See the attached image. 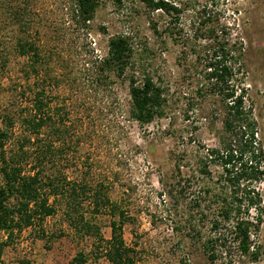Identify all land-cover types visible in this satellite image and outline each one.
Wrapping results in <instances>:
<instances>
[{"label":"rangeland","instance_id":"obj_1","mask_svg":"<svg viewBox=\"0 0 264 264\" xmlns=\"http://www.w3.org/2000/svg\"><path fill=\"white\" fill-rule=\"evenodd\" d=\"M168 1L177 13L151 11L138 0H124L119 7L105 2L82 26L70 0H0V128L5 124L2 116L24 104V96L29 98L43 78L52 84V106L68 117L69 150L62 168L69 180L96 187L118 205L125 218L123 240L136 251L137 264H211L188 223L194 217V232L199 231L202 240L209 236L208 221L197 219L200 210L210 216L217 208L204 190L215 192L222 172L214 163L208 165V177L198 170L207 150L220 148L208 129L212 124L220 127L214 106L200 105L195 94L201 71L196 58L204 44L198 23L209 19L216 28L225 26L241 47L238 76L264 153V0ZM118 35L130 39L138 67L166 89L167 117L139 125L130 117L126 80L99 73L108 41ZM19 40L39 47L43 62L19 55ZM14 146L11 139L4 149L7 156ZM253 186L264 200V180ZM189 200L200 209H192ZM262 209L259 231L251 237L257 259L240 256L228 239L229 255L223 254L215 264H264ZM110 221V213L92 219L106 240ZM41 230L45 239H39ZM5 240L0 231V264H20L22 259L30 264H69L79 250L91 249L90 241L73 238L60 212L41 227L24 230L14 247L4 246Z\"/></svg>","mask_w":264,"mask_h":264},{"label":"trees","instance_id":"obj_2","mask_svg":"<svg viewBox=\"0 0 264 264\" xmlns=\"http://www.w3.org/2000/svg\"><path fill=\"white\" fill-rule=\"evenodd\" d=\"M105 2L119 7L124 0H70L76 22L86 26ZM138 2L164 15L178 12L168 0ZM213 23L209 19H200L198 23L204 33L199 39L204 44L196 58L201 62V71L195 94L200 105L212 103L214 106L220 127L212 124L208 129L218 139L220 148L207 150L203 158L205 163L200 160L198 170L201 176L208 177V165L214 163L222 172L216 178V191L204 190L211 198L209 203L217 208L210 216L200 210L197 219L201 223L208 221L209 236L202 240L200 232H194V217L188 223L211 264L223 254L229 255L228 239L235 244L240 256L254 261L257 251H252L255 245L251 237L258 233L262 223L264 200L255 192L253 184L264 180V153L257 140L251 107L246 106V89L238 76L242 69V49L236 47L225 26L216 28ZM169 36L171 39L173 34ZM16 47L19 55L43 62L40 48L34 43L19 40ZM180 63L181 59L178 65ZM138 66L130 39L118 35L109 39L98 71L105 78L112 74L126 80L130 117L139 125H148L155 119L167 117L169 97L162 84ZM23 103L1 118L5 123L4 128H0V231L6 235L3 245L14 247L24 230L41 227L46 218L60 212L75 240L91 242V249L79 250L69 264H137L136 251L127 247L123 240L125 218L118 205L96 187L69 180L62 168L63 157L69 150L68 117L63 109L56 110L52 106V84L42 78L35 90L30 91L29 98L24 96ZM11 139L15 141V149L7 156L4 149ZM181 163L178 158L177 179L181 178ZM175 185L179 187V181ZM180 190L176 189V193L180 194ZM189 202L192 209H200L199 204H194L196 201ZM104 213L111 214L108 240L92 222ZM39 239H45L43 230ZM20 264L30 262L22 259Z\"/></svg>","mask_w":264,"mask_h":264}]
</instances>
